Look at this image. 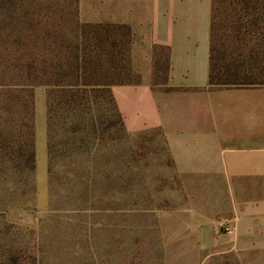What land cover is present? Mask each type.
<instances>
[{"label": "rangeland", "instance_id": "374dc122", "mask_svg": "<svg viewBox=\"0 0 264 264\" xmlns=\"http://www.w3.org/2000/svg\"><path fill=\"white\" fill-rule=\"evenodd\" d=\"M27 1L42 17H65L60 42L74 39L75 0ZM19 2L0 0V264H264V214L241 216L264 198L262 183L179 176L161 131H128L112 102L88 114L93 128L49 132L44 85L32 88L33 136L20 124L18 66L28 77L36 38L10 18ZM44 27L49 50L58 27ZM130 44V30L114 24L111 78L115 69L135 78Z\"/></svg>", "mask_w": 264, "mask_h": 264}, {"label": "crops", "instance_id": "0c3cea01", "mask_svg": "<svg viewBox=\"0 0 264 264\" xmlns=\"http://www.w3.org/2000/svg\"><path fill=\"white\" fill-rule=\"evenodd\" d=\"M89 1L79 2L82 20L131 33L138 80L111 86L125 128L161 131L179 176L258 181L264 192V86L210 84L212 0ZM241 211L263 215L264 198Z\"/></svg>", "mask_w": 264, "mask_h": 264}, {"label": "trees", "instance_id": "16d2710c", "mask_svg": "<svg viewBox=\"0 0 264 264\" xmlns=\"http://www.w3.org/2000/svg\"><path fill=\"white\" fill-rule=\"evenodd\" d=\"M75 1L76 9L71 19L75 22V37L68 45L59 38L66 22L61 14L42 17L35 12L34 1L21 0L16 6V14L10 17L19 29L33 27L35 31V36L32 35L36 38L33 46L35 59L32 68H28L31 75L23 74L26 65L21 61L15 103L18 121L31 129L32 136L34 86L46 87L50 132L54 125L64 128L68 124H84L93 128L95 120L88 114L111 102L117 116L121 117L111 86L138 80L136 73L134 79L123 80L116 69L115 74L118 73L119 77L111 78V28L114 24L80 21L79 1ZM50 22L58 27V35L53 47L47 50L45 37L39 34ZM83 39L84 42H80ZM26 42L29 44L28 40ZM23 46L26 48L25 44ZM209 81L212 86H264V0H212ZM27 154L34 158L32 147Z\"/></svg>", "mask_w": 264, "mask_h": 264}]
</instances>
